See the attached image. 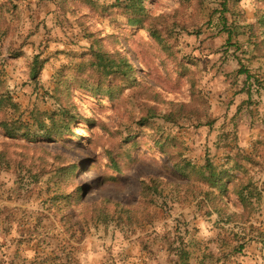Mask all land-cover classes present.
<instances>
[{"label": "trees", "instance_id": "16d2710c", "mask_svg": "<svg viewBox=\"0 0 264 264\" xmlns=\"http://www.w3.org/2000/svg\"><path fill=\"white\" fill-rule=\"evenodd\" d=\"M52 1L56 8L55 14L58 15L57 22H53L51 28L55 30L48 27L45 19L39 20L27 39L41 37L49 40L53 36L56 38V35L64 39L74 28L87 34L92 29L91 21L122 17L128 28L121 32L135 51L143 70H139L124 51L121 36L114 34L101 37L97 45L91 46L90 53L96 59L97 68H89L79 61V57L67 53L73 56L75 62L61 69L54 89L46 92L55 110H35L29 124L23 121L19 104L7 93L5 83L0 78V129L4 137L11 141L0 143V171H13L22 180L38 184L40 177H45L40 172L41 165L48 163V159L52 160V181L56 183L53 204L61 205L62 212L73 207H83L87 210V222L103 223L106 227L117 224L134 230L151 226L171 206L185 207L193 203H197L206 218H217L225 226L240 223L249 225L258 215L264 214V181L259 182L252 168L246 165L253 156L247 155L244 150L245 134L250 133L257 118L253 111V94L244 91L245 87L247 90L252 87L250 81L253 78L241 65L235 78H247L243 86L238 88H243V91L231 94L230 99H227V88L235 89L240 82L222 75L215 63L204 72L200 61L191 54L184 56L180 48L178 35L189 33L194 27L188 22L186 26V18L190 20L201 13L205 0H179L177 11L171 15L159 14L157 4L151 0H128L127 4H107L101 0ZM242 1L223 0L220 15L231 13L233 17L244 16L239 9ZM254 1L255 21L245 26L242 35L247 36L251 58L264 62V0ZM42 6L38 2L31 8L33 19L39 14H45ZM18 21L20 11L17 6H0V40L11 35L13 25ZM225 25L227 27H224L223 32L228 35L226 47H240L233 44L235 23L230 28L228 22ZM21 57L19 55L14 59ZM49 63L47 59L42 60L41 55L34 58L35 78L40 77ZM102 71L109 73L103 76ZM204 76H207L206 80ZM220 77L222 91L218 90L210 98L206 86ZM184 88H187V101H181L179 96ZM86 97L97 100L105 112L111 110L121 114V129L129 135V140L120 139L102 121L85 119L81 115L80 105L88 101ZM223 98L225 103L220 101ZM221 108H224V112ZM12 113L20 114L17 121L10 120ZM243 115H247L249 120L242 121ZM179 121L196 122L199 133L207 130L205 139H209L213 132L225 144L234 139L236 147L232 145L234 149L226 152L230 169L224 167L218 170L209 158L203 164H196L189 157L188 145L168 134L158 124L176 125ZM80 124L101 129L115 140V144L107 150L115 175L123 176L136 166L139 160L134 155L143 147L149 151H158L167 160L178 183L148 177L140 183L139 200L135 205L102 199L83 206L84 188L75 186V179L81 171L79 166L67 154L54 155L42 147L74 137V129ZM32 145L35 147L31 148ZM32 151H40L42 156H31ZM254 157L257 159L256 155ZM36 161L42 162L37 164ZM43 167L47 171L44 175H49L46 166ZM109 181L119 183L117 178ZM72 187H75L74 191H71ZM176 244L168 243L169 253L178 257L183 264H189L191 258L188 246L187 252L178 251L175 250Z\"/></svg>", "mask_w": 264, "mask_h": 264}, {"label": "rangeland", "instance_id": "374dc122", "mask_svg": "<svg viewBox=\"0 0 264 264\" xmlns=\"http://www.w3.org/2000/svg\"><path fill=\"white\" fill-rule=\"evenodd\" d=\"M107 4L128 0H101ZM40 2L45 8V14H39L33 19L31 6ZM158 6L159 14L171 15L177 11L179 0H151ZM223 0H205L201 13L187 20L189 33H180V48L183 55L191 54L200 61L204 72L215 63L222 75L232 77L231 80L240 84L235 89L227 88L229 93L238 94L242 89L245 76L235 78L241 65L249 71L251 86L244 91L252 92L257 118L246 135L245 152L253 158L246 162L256 174L259 182L264 181V62L253 60L251 49L247 47V36L243 29L255 21V1L243 0L239 9L244 16L233 17L231 13L220 15ZM1 5L17 6L20 11V21L15 22L11 35L0 40V78L5 83V89L21 108L23 121L30 123L32 112L53 111L54 103L46 92L54 89L55 80L60 71L79 57L89 68H97L95 57L90 48L97 45L101 37L109 34L121 36L124 51L133 60H137L135 51L128 45V40L121 32L128 25L124 18L91 21L90 33L82 34L78 28L68 33L66 38L53 36V39L41 37L27 39L32 34L36 23L45 19L48 27L54 26L58 15L51 0H0ZM34 15V12H33ZM11 19V16H9ZM35 20V21H34ZM73 21V19H72ZM229 28L235 23V38L233 44L240 47H226L228 35L223 32L225 24ZM227 27V26H226ZM54 31L55 29H51ZM60 34V31L58 30ZM239 34V36L237 35ZM29 35V36H30ZM55 35V34H54ZM178 37V38H179ZM70 53L71 55H66ZM22 55L19 59L15 57ZM49 60L40 77L35 78L33 68L34 58L40 56ZM135 64V63H134ZM139 65L137 60V66ZM143 70L140 65L137 67ZM109 71H102L106 76ZM221 75V76H222ZM36 80H35V79ZM146 78V77H145ZM207 76H204V80ZM203 80V81H204ZM204 86V84H203ZM218 90L222 91V78L206 86L210 98ZM181 101H187V88L182 91ZM86 103L80 105L81 115L85 119L104 122L109 130L122 140H129V135L121 129L122 115L113 111L105 112L97 100L86 97ZM2 97H0V101ZM216 102V101H215ZM108 107V104L105 103ZM224 112V108H221ZM20 114H11L10 120L17 121ZM242 121H248L247 115ZM168 134L182 140L190 149V159L196 164H203L206 158L218 169L227 166L226 152L236 147L234 139L222 141L213 132L206 138L207 130L199 133L196 122L179 121L176 125H163ZM206 132V133H205ZM74 137L63 142L42 145L49 153L67 154L74 164L80 168L75 179V186L84 188L83 206L91 205L102 199H109L124 205L137 204L141 191V181L148 177H157L171 183H178L167 160L158 151H149L141 147L134 155L138 159L136 166L130 168L124 175H115L111 169L107 150L111 149L115 140L101 129L92 125L76 126ZM206 140L205 143H203ZM221 141V142H220ZM11 142L4 137L0 129V143ZM230 144V145H229ZM233 145V147H232ZM35 146H31L34 148ZM232 149V150H231ZM31 156L40 158L41 152H30ZM257 156V159L254 157ZM42 161H36L40 164ZM49 164V165H47ZM52 160L42 164L39 183L22 180L13 171H0V258L10 259L15 256L9 251L25 255L28 264H84L86 257L94 258L102 264H183V262L168 251V243L175 245V250H185L190 253L189 264H264V214L258 215L249 225L234 224L225 226L217 218L208 219L197 203L185 207L171 206L153 225L143 228L129 229L113 224L106 227L103 223L87 222V210L83 207H73L61 211V205L53 204L55 181H52ZM44 166L50 173L44 175ZM39 172V173H40ZM35 173V171H34ZM40 173V174H41ZM111 178H117L119 183H112ZM75 187L71 188L74 191ZM236 202L235 199H233ZM232 210H234L232 208ZM235 211V210H234ZM184 240V244L181 243ZM15 248V249H12ZM16 257V256H15Z\"/></svg>", "mask_w": 264, "mask_h": 264}, {"label": "crops", "instance_id": "0c3cea01", "mask_svg": "<svg viewBox=\"0 0 264 264\" xmlns=\"http://www.w3.org/2000/svg\"><path fill=\"white\" fill-rule=\"evenodd\" d=\"M34 6H31V8ZM221 102L225 103V98L220 100ZM226 103H228L226 101ZM228 105V104H227ZM252 110V109H251ZM248 117V116H247ZM246 135L247 137H249V134H245V140H246ZM15 249V248H12ZM10 255H14L12 259H10L9 257H5V259L3 260L2 258H0V264H28V262L30 261L28 258L25 257V255L21 256L20 253L14 252V250L9 251ZM83 263L84 264H102V262H100L99 260H96L94 258H88L86 257L85 259H83Z\"/></svg>", "mask_w": 264, "mask_h": 264}, {"label": "bare ground", "instance_id": "6f19581e", "mask_svg": "<svg viewBox=\"0 0 264 264\" xmlns=\"http://www.w3.org/2000/svg\"><path fill=\"white\" fill-rule=\"evenodd\" d=\"M132 61H133V60H132ZM134 63H135L134 65H135L136 67H138V66H139V65L137 66V60H136Z\"/></svg>", "mask_w": 264, "mask_h": 264}]
</instances>
